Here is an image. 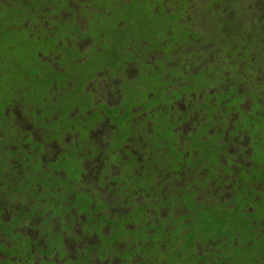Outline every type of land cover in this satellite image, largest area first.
<instances>
[{"label": "trees", "instance_id": "16d2710c", "mask_svg": "<svg viewBox=\"0 0 264 264\" xmlns=\"http://www.w3.org/2000/svg\"><path fill=\"white\" fill-rule=\"evenodd\" d=\"M103 1L105 2L102 3ZM72 2L77 9H71ZM109 2L114 3L112 11L105 8ZM173 3L174 8L168 11V5ZM67 12L73 15L81 14L85 18L88 16L86 19L96 21L100 29L99 33L94 32L96 37H102V25L98 20L101 22V19L103 21L108 17L113 19L112 29L116 30L108 34L111 36L110 33L116 32L112 35L113 44L116 43V46L112 47L106 57L103 55L105 58L96 62V69L101 71V83L102 80H111L110 87L116 85V90H119L123 97L125 88L122 90L118 88L122 81L138 77L142 79L134 88L129 84L125 89L132 95L122 102L126 105L123 120L130 109L135 107L137 111L132 115L137 118L146 115L144 122L148 123L147 128L142 125L135 131L139 126L135 124L130 134L123 132L121 125H117L118 131L113 137L119 147L116 145L117 148L114 149V145L112 147L114 154L106 159L105 163L111 168L110 170H105L107 167L103 168L99 178L102 186L98 185L100 190L93 188L94 183L90 188L87 186L88 183L82 184L83 193L79 200L82 209L72 204L68 209L65 207L62 210L54 206L52 198L56 199L55 195L57 196L59 192L65 193V197H68L70 193L67 192L68 187L77 185L79 175L74 174L75 171H67V166L76 169L81 165L79 152L81 154L91 152L93 156L95 147L86 143L80 150L82 142L73 143V146L68 147L69 151L65 152L67 157L62 155L66 158L65 162L56 159L55 164L49 166L53 172L51 174L47 166L41 162L43 151L37 150L38 146L34 145L31 151L22 149L18 151V145L16 146L13 141L22 142L23 139L20 137L22 138L23 134L11 131L7 127L2 129L0 141L12 139L10 142L6 141L7 146L0 148V184L3 196L1 202L6 214L14 210L15 201L33 202L34 197L40 202L51 200L50 205L61 212V218L58 214L52 215L59 222L62 218L65 220L72 212L85 214L84 208L87 210L92 208L90 212L87 211L86 216L83 215L91 226L86 235L95 234L100 245L86 246L89 251L94 252L98 251L97 248L101 251L106 249L107 245H109L107 250L111 251L115 244L119 245L120 250L116 249L119 254H114L115 260L119 261L116 264H128L130 260L137 264H264V175L257 179L252 177L249 181L251 183L261 181L263 190L257 192L258 196L249 193L245 197V193L239 190L236 192L238 197L234 199L236 194L227 200L220 197H205L207 202L203 206L198 205L200 200L192 191H188L189 188L178 189L174 199L188 224L167 230L168 233L165 232L167 234L163 239L160 234L162 229L152 226L151 221L141 228L132 230L128 226L126 228L127 222L134 224L138 217L133 216L132 219L130 216L124 217V213L118 212L119 208H114L117 204L123 205L124 199H127L132 191L136 194L138 191L139 195L140 190L148 194L157 192V182L161 179L158 170L173 169L180 158L187 163L182 165L190 164L198 170L195 175L205 172L204 177L201 176L202 181L199 179L195 185L200 193L205 190V185L210 183L218 185L221 183V177H229L228 165L231 155L226 152L228 149L225 144L218 145V148L215 147L210 153L203 147L197 156L193 153L195 148L188 147V142L192 143L193 138L182 136L180 138L182 152L176 150L180 135L178 130L176 132L178 135H174L173 129L176 124L171 122V117L175 114L171 106L174 96L182 101L193 98L196 104L193 103L192 108L197 111V118L201 117V114L207 115L204 118L213 115L212 112L221 102H224L226 112H239L238 107L247 100L253 111L257 112L251 117L256 121L253 122L255 126L252 129H247L248 126L245 124L248 122H245V118L242 130L248 134L250 144L259 146L264 152V0H151L149 3L132 0L129 4L119 0H0V86L11 73L14 75L16 70L22 68L28 61L29 53L33 54L31 57H38L42 63L41 57L48 55L46 53L48 39L52 48L59 47L58 53L55 50L53 54L60 56L62 47L67 45L65 41L71 45L69 49L65 48L70 54L73 53L70 50H75L74 43L92 36V33L85 34L76 40L74 26L72 27L74 23L67 25L66 22L69 20L66 17ZM151 29H155L152 34ZM128 46L139 49L144 58L141 63L130 56L117 57L119 50H127ZM110 58H113L112 63H109ZM78 65L76 64L74 70L69 68L70 71L77 72ZM193 69L196 71L191 73ZM68 74L67 71H50L48 68L46 79L31 77L30 85L33 90L28 89L25 95H20L22 101L27 104L25 107L31 106L30 112L26 109V115L29 113L28 117L33 123L37 121L34 118L40 119L39 128L44 130L45 135L53 134L55 127L56 132L60 136L63 135L67 129L61 119L66 116L68 110H71V106L86 103L87 109L91 102L89 97L82 94V84L86 81L84 74L80 73L77 76L71 88L66 87L63 82ZM174 86L177 91H172L171 88ZM11 88L13 87L10 84L6 85L7 94L12 91ZM54 88L61 94L60 101L66 102L68 99L66 102L69 103L68 107L61 108L58 101L50 106L49 100ZM211 89L214 91L209 95ZM170 91L167 96L165 93ZM136 92L142 94L144 98H140ZM205 97L215 98L214 103L208 104L207 100L203 103L198 102ZM101 100L94 107L99 112L104 111L107 116H113L112 110L111 113H106ZM5 106L6 104L4 108ZM190 112L189 110L186 116ZM47 121L48 124H44ZM219 122L220 120L214 123L201 121L200 124H205L198 129L195 137L197 138L199 133L201 138L210 137L205 134L206 126ZM67 125L71 128L73 123ZM233 134L235 133L231 132V135ZM72 135L79 137L76 131H72ZM130 135L140 139L139 143L134 141L138 143L135 146L137 152L135 154L129 153L133 149L132 143L124 144ZM49 140L51 139L48 136ZM55 143L59 141L53 139V144ZM126 157L128 159H124ZM108 159L110 160L107 162ZM192 159L195 161H191ZM221 159L228 160V165H222ZM212 160L213 163H210ZM253 161L255 171L264 168V156L262 160L259 158ZM35 163L39 165L38 168ZM38 175L40 176L36 178ZM239 180L241 185H244L249 179L240 176ZM106 185H109L106 194L112 195L115 201L113 207H110L111 200L104 197L105 193L100 192ZM144 199L145 197L142 200ZM219 202L232 204L234 208L225 210V205ZM248 208L253 212H246ZM110 209L114 210L105 213ZM5 210L0 209L2 215L0 238L7 232L8 227L15 229L18 226V219L4 221ZM71 218L77 220L70 217L69 223ZM19 245L25 249L33 244L27 239L20 240L12 235L9 241L5 238L4 243L0 242V250L10 256ZM16 261L10 264H19Z\"/></svg>", "mask_w": 264, "mask_h": 264}, {"label": "flooded vegetation", "instance_id": "af4514ba", "mask_svg": "<svg viewBox=\"0 0 264 264\" xmlns=\"http://www.w3.org/2000/svg\"><path fill=\"white\" fill-rule=\"evenodd\" d=\"M78 15H73L71 14L70 17H72V22H70L71 24L74 23V25H72V27L74 26V30H75V34L78 40L79 36H85V34H90L92 32V36L89 37H85L81 40H79V42H76L78 45L82 42V41H90L89 46L87 47V49L82 53L81 50H78V47L76 46V43H74V47L75 50H70V53H67V50L69 49V47L71 45L68 44V41H65V43H67V45H65L64 47H62L63 51L59 52L60 56L64 57V55L66 57L64 58H60L57 60H53L51 61H46L47 64H50V68L49 70H55V71H59V72H65L67 71L69 74H71V76L68 74V77L64 78V84L66 87H72L74 86V81L77 78V76L82 73L85 76V83L82 84V94H84L86 97H89V100H91L89 106L87 105V109H86V103H84L83 105H77L74 104L71 106V110H68V113L65 116V119L67 120L68 124H70V122L73 123V126L71 127V132L72 131H76L79 134V137L76 135H72L70 136L69 131L65 130L61 135V140L59 141V143H55L53 144V139L48 141V136L44 134V130L39 127H37L35 125V123H33L32 121H30V117H28L29 113H27L26 115V109L29 110V112L31 111L30 107L26 108L25 106H27V104L24 103L22 105H20V101H22L23 98L20 97V92H17L14 90V88H11V90L17 95V98H19V100L16 102L12 99H9L5 109L3 111H0V129H5L6 127L9 128V130H13L16 131L15 132H20L23 134V137L20 139H26V138H30V141L25 142L22 141L20 142L21 144L18 146L19 149H22L24 151L26 150H32V147L38 146L37 150L39 151H43V156L41 158V162L43 163V165L46 166H52L53 164H55V160L58 159L59 161L65 162L66 158H64L62 155L58 156L59 153L63 152V154L69 151L68 147L69 146H73V143L75 142H82V144L80 145V150L82 149V146L85 145L86 143L91 144L92 146H94L95 148V153H93V156H91V152L88 154H81V152H79V160L81 161V165L79 166L81 168V171L79 170L80 168L78 167V169H74V168H69L67 166V171H75L77 172L79 175H77V185L75 187H77L73 192L69 193L68 197H63V201L61 202V204H57L56 206L59 207L61 210L63 208H65L68 204L72 205V203L74 202L75 198H77L78 196L80 197L83 193L81 190V186L87 184V186L90 188V186L94 183L93 188L100 190V188L98 187V185H100V183L102 181L99 180V178L101 177V173L103 171V168L107 167L105 170L111 168L110 165L106 164V159L109 156H112L114 154L112 147L114 149L117 148L116 145L117 141L114 140L113 134H115L116 131H118L117 129V125H121L125 122H128L130 124L129 126V132L128 131H124L126 133H130L133 130V125L137 124V121H139L141 118H131L129 119V117L135 112L137 111V108L133 107V109L131 108L128 115H126V119H124L125 116V112H126V105L123 104V100L126 99L125 97H123L120 93L119 90H116V85H112L110 87V85L112 84V81L110 80H102V83L100 81V77H101V71L96 69V62H99L98 60L105 58L108 53L111 51L112 49V44H113V34L116 32H112L110 33L111 36L108 34L109 32L116 30V29H111L110 31L104 30L102 29V37H96L94 32L99 33L100 29L98 28L97 22L94 21L92 22L90 18L86 19L84 15H82V18H85L83 21H80V24H78ZM69 23V24H70ZM98 23L100 24V21L98 20ZM70 24V25H71ZM68 25V24H67ZM94 33V34H93ZM52 44L54 45V42H52ZM61 44H59L60 46ZM68 47L67 50H65V48ZM47 48V54H52L53 56H57L54 55L53 53L55 52V50H57L56 52L58 53V49L52 48L51 44L49 42L48 39V44L46 45ZM77 51V52H76ZM105 55V57L103 56ZM75 56V58H74ZM42 57H45L42 56ZM41 57V58H42ZM63 59V60H62ZM82 59H84V61H81ZM42 60V59H41ZM61 61H62V66H61ZM44 62V61H43ZM64 63H67V65H64ZM78 62V63H76ZM76 64L78 65V69L77 72H71L70 69L72 68L73 70L75 69ZM70 68V69H69ZM70 77V78H69ZM96 85V86H94ZM110 87V88H109ZM100 88L105 89V91L107 92V96H106V100L102 99L101 94L103 92H100ZM104 94V93H103ZM61 94H59V91L57 89L54 88L53 93L51 94V98L49 100V102L51 103L50 106L54 103H56L57 101L60 103L61 108L62 107H68L69 103H66L68 101V99H66V102H62L60 101ZM102 99V100H101ZM101 102H103V105H105L106 108V113H111L112 110V115L113 116H107L105 114L104 111L99 112L97 111V109L94 107L96 106V104H99ZM194 99L191 98L189 101H182L178 98H174L172 99V107L174 108L175 114L172 115V120L171 122L176 126L173 129L174 135H178L176 132L177 130L179 131V135L178 139L179 143L178 146L176 148L177 151L182 152V148L181 143H180V138L182 136L186 137V136H190V139H192V143L188 142V147H194L195 149H193V153L194 155L199 156V150L202 149L203 147L205 148V151L209 153L218 145H224L226 149H228V144H229V139L230 138H240L237 136L241 135L244 131L243 129V125L242 123H244V120L246 118L245 122H248V124L245 126H248L247 129H252L255 125L253 122H255L256 120H253L251 117L252 114H256V111H253L252 106L249 104V102L246 100L244 102V104H240V106L238 107L239 112H231V114L233 115L232 117H234L233 121V129L230 131L227 130H223V129H216L215 127H212V124L209 126H206V130H205V134L207 136L210 137H200V133L199 136L196 138L195 136H197V131L198 129H200L205 123H203L202 125H195L194 119L197 118L196 117V112L194 111V109L192 108V104L194 103L193 101ZM180 102H184L187 103L183 106V108H179V103ZM190 102V103H189ZM224 103V102H223ZM223 103H221L218 107H223L225 109V105H223ZM196 104V103H194ZM247 104L248 109L244 110L243 106ZM24 106V107H23ZM16 107H19L23 113H22V117L25 118V120L28 121V124L31 125L30 129H27V125L26 128L27 131H24L25 129L22 128L21 124L16 122L15 120V113L17 109ZM186 109V110H185ZM216 109V108H215ZM231 109V107H230ZM6 110V111H5ZM189 110L191 111L187 116L186 113L189 112ZM233 110V108H232ZM234 111V110H233ZM194 113V115H193ZM93 114V117H91V115ZM212 114H214V112H212ZM118 118H115L117 117ZM210 116V115H209ZM227 117V116H226ZM185 118V119H184ZM190 121V126H187V128H184L188 122ZM211 120V116L209 117V121ZM216 120L212 121L213 123ZM222 120H220L219 123H221ZM13 124L15 125L16 129L13 128ZM44 124H48V121ZM145 124V125H144ZM147 122L142 123V125L144 126V128H147ZM218 124V123H217ZM20 127H18V126ZM78 125L81 128H78ZM39 132H38V131ZM211 130V132H209ZM236 130V131H235ZM46 131V130H45ZM231 132L235 133L233 135H231ZM237 133V134H236ZM78 137V139H77ZM248 137V135H247ZM249 138V137H248ZM75 139V140H74ZM77 139V140H76ZM138 138H133L132 135H130L129 138H127L124 142V144L127 143H132V150L129 152L130 154H135L137 153L135 150V146L139 143ZM134 141H138V143H135ZM121 143V142H120ZM123 145V144H122ZM121 146V145H120ZM128 146V145H127ZM139 147H143V146H139ZM251 147H254L255 149H260L259 146L257 145H251L250 142L248 144V146L246 147L247 149H249L250 151V155L248 156V160L249 163L247 165H243L242 162H238V159H235V157L237 158L238 156H240L238 153L235 152H229L226 151L228 154H230V161H229V165H228V160H222V165H228L229 166V177L232 176L231 180L232 183L230 184L231 186V192H229V194H227V197L225 198L226 200L231 197H233L236 192L239 190L243 191L245 193V197H247L249 195V193H252L256 196H258L257 192L259 193V185L261 186V181L259 183H251L249 181H251V178L254 177V172H255V168L253 167V160L251 159V157L254 155V149L252 150ZM18 149V148H17ZM245 149V148H244ZM38 151V152H39ZM49 154V155H47ZM244 156V153H243ZM241 158V156L239 157ZM124 159H128L127 157ZM196 159V158H195ZM195 159H192L191 161H195ZM110 159L107 160V162ZM221 160H219V162H221ZM183 163L187 164L184 161H182V158L179 159L178 162H176L174 164V168L173 169H168V170H158L159 172V176L161 177V179L157 182L158 187H157V192H154L152 194H148L147 192L140 190L141 193L139 195V192L137 191V194L132 191L131 193H129V197H127V199L125 198L123 201V206L125 207V209H127V212L124 213L125 216H130L131 219L133 218V216L138 217V219L134 222V224L127 222L128 225H126L125 227L127 228V226L132 230L135 228H141V226L143 225H148V223L151 221L152 226H154L155 228H161L162 232L160 233L162 236V239L165 238V235L168 233L167 230H173L175 228H179L181 225H186L188 224L187 219L184 217V213L181 212V210L178 207V204L175 202L174 199V195L176 197V192L178 189H184V188H189L188 191H192V194L195 195V197L200 200L198 201V205L199 206H203L205 202H207V200H205V197H208V193H203V192H199L195 185L196 182L200 179L202 181L203 178H201V175L197 174L195 175V173L198 171L196 169H194L193 167H191V165H182ZM63 165L65 163H62ZM42 165V164H40ZM67 165V164H66ZM65 165V168H66ZM105 165V166H104ZM237 166L243 167L245 168L244 171V178L249 179L248 181H246L244 183V185H241V181L240 179V175L238 174L237 171ZM54 167V166H53ZM41 168V166H40ZM122 168V167H120ZM185 168V170L183 171V169ZM199 168V166H198ZM197 168V169H198ZM141 169V168H140ZM49 173H53L51 172L52 170L49 169ZM200 170V169H199ZM79 171V172H78ZM183 171V172H182ZM205 173V172H204ZM233 174V175H232ZM236 174V175H234ZM40 175L36 176V178H38ZM88 177L90 179H88ZM185 177V178H184ZM224 177H228V176H224ZM35 178V179H36ZM255 178V177H254ZM224 178L221 177V183L224 182L223 180ZM37 180V179H36ZM164 180V182H163ZM226 180V179H225ZM226 184H228V182H225ZM83 184V185H82ZM211 185H214L213 183H210ZM224 184V183H223ZM208 185V184H207ZM107 186V185H106ZM103 187V189H101L103 192V190L105 189V187ZM195 187V188H194ZM262 187V186H261ZM94 189V190H95ZM108 189H106L107 191ZM143 191V194H142ZM96 193H99L95 190ZM198 193H200V196H198ZM75 196V197H74ZM133 196V198H131ZM22 197V195H21ZM73 197V198H72ZM145 197L144 200H142ZM3 199L2 193H1V184H0V205H3L1 200ZM141 199V200H140ZM222 199V198H221ZM47 200V199H46ZM45 200V201H46ZM49 200V199H48ZM52 200L54 201V199L52 198ZM225 200V201H226ZM18 203V201H15ZM174 203V208L171 209V203ZM128 203H132V205H128ZM225 205V210L228 209H232L234 208L232 204L227 205L225 202H219ZM230 203V202H229ZM15 204V203H14ZM13 204V207H14ZM214 204H216L214 202ZM69 205V206H70ZM120 205V207H123ZM153 206H156L158 208H153ZM93 207V206H91ZM143 207V208H142ZM25 206L21 205L20 209H19V213L21 214V216L23 214H27V212L25 211ZM26 208H28L26 206ZM0 209L3 210V207L0 206ZM92 210L89 209L88 212H90ZM43 211V210H41ZM73 210H71L72 212ZM246 212H253L252 209L248 208L247 210H245ZM119 212V211H118ZM123 213V212H121ZM134 213V215H133ZM17 213V215H20ZM137 214V215H136ZM86 216V214H83ZM1 212H0V218H1ZM43 217L45 215H42ZM12 218H16V217H12ZM12 218H8L9 220H13ZM39 218V216L37 217ZM2 219V218H1ZM3 219H5V217H3ZM16 219H18V226H22V227H26L28 226V222L22 223L23 221H20V217H17ZM7 220V219H6ZM4 220V221H6ZM8 220V221H9ZM148 222V223H147ZM263 222V220H262ZM21 223V224H20ZM27 224V225H25ZM150 225V224H149ZM17 226V228L15 229H11L8 227V230L6 233L2 234V238H0V242L4 243L5 238H7V240L9 241L10 236L13 235L14 230L18 229L19 227ZM27 228V227H26ZM36 232V230L34 231ZM103 232V230H102ZM101 232V233H102ZM165 232H167L165 234ZM8 233V235H7ZM37 233V232H36ZM87 233H85L84 237L86 239V237H88L86 235ZM81 231L79 229V226L77 225V229L74 233L71 232V236L65 238L64 242L60 245L57 246L59 251H55V249L53 248L52 251L49 252V255L43 256V255H39L36 252V246L38 245V247L42 250H44L46 247L43 244V241L40 240L39 236L37 237V240L35 239H31L28 237H24L21 236L20 240L22 239H27L29 240V242L31 244H33L32 246L29 247H25L21 248L20 245L17 248L16 251H14V253L6 255L4 251L0 250V264H3L4 262H6V264H10L11 262H19V264H107V260L111 261V259H116V257L111 253V251H108V246L106 249H102V251L98 249V251L94 250V252L89 251L88 247L86 246L87 244L83 241V239L81 238ZM80 236V237H79ZM71 239L74 242L75 248L73 249H69L67 246L66 241H71ZM36 243V245H35ZM81 243V245L79 244ZM23 244V243H22ZM84 244V245H83ZM30 245V244H29ZM100 244H98V240L96 238V244H92V247H96ZM9 246H12L11 244H9ZM9 246H7L8 248H10ZM64 246L66 253L63 254V256H61V253L63 252V250L61 249V247ZM119 245H114L113 250L116 251V249ZM83 247H87L85 248V250H82ZM105 248V247H104ZM7 249V248H6ZM5 249V251H6ZM78 252V255L76 256L75 254ZM99 252V253H98ZM56 255L58 257L56 262L51 261V258ZM100 255H105V258L103 260H100ZM128 264H137V262H134L133 260L128 261Z\"/></svg>", "mask_w": 264, "mask_h": 264}, {"label": "rangeland", "instance_id": "374dc122", "mask_svg": "<svg viewBox=\"0 0 264 264\" xmlns=\"http://www.w3.org/2000/svg\"><path fill=\"white\" fill-rule=\"evenodd\" d=\"M130 1H132V0H119V2H124V3H128V4H129ZM143 1L145 3H149L151 0H143ZM104 2L105 1H103L102 3H104ZM113 4L114 3H112V2L106 3L105 8L108 11H112L113 8H114ZM70 6H71V9H77V6L74 4V2H72V4ZM174 6H175V3H173L172 5H168V7H167L168 11L173 9ZM70 15H71V13L67 12V16L66 17L69 19V20L66 21L67 24L72 22L71 21L72 17H70ZM81 16H82L81 14L77 16L78 24H80V21L84 20V18H82ZM112 22H113V19L111 17L104 18L103 21L101 19V22H100V24L102 25L101 28L104 29V30L110 31L112 29V26H113ZM154 30L155 29H151L150 30V34H152L154 32ZM89 42L90 41H82L79 45L76 43V46L78 47V50L79 51L81 50V52L83 53L87 49V47L89 46V44H90ZM115 44H112V47H115L116 46ZM128 48L129 49H127V50H119V55L117 57L130 56L131 59H134V60H136L139 63H141V61L144 60V58L141 55V53H140L138 48H136L135 46L132 47V48H131V46H128ZM140 48H141V46H140ZM25 56L22 57V60L25 58ZM28 56H29L28 57V61H26L25 64L22 65V68L19 67L20 69L16 70L14 75H13V73H11L7 78L4 79L3 84L0 86V111H3L5 109L4 105L7 104L9 99H12V100H14L16 102L19 100V98H17V95L13 91H11L9 94H7V92L5 91L7 84L8 85L10 84L14 88L15 91L20 92V95H25L26 92H28V89H29V91L33 90L31 85H30V78L31 77L34 76V77H36L39 80H42L43 78L46 79V77H47L46 71H47L48 68H50V64L49 63L48 64L45 63L46 61H51L52 62L53 60H57V59L66 57L65 55H64V57H62V56H53L52 54H49V55L41 58L42 61H44V62L41 63L40 59H38V57H36V56L31 57V56H33L32 53H29ZM74 58H75V56H74ZM112 60H113V58H110L109 63H112ZM82 61H84V59H82L79 62H82ZM76 63H78V62H76ZM63 64H64V62H63ZM132 71L133 72L135 71V67L134 66L132 67ZM195 71H196V69H193L191 73H194ZM133 74L134 73H130V75H133ZM128 76H129V73H128ZM139 81H142V79L139 78V77L135 78V79H127L125 81H122V83L119 84L118 88L121 89V90L123 88L126 89L127 85H129V84H131L133 86V88H134V85L137 84ZM179 85H181V80H179ZM125 89H124L123 94H124L125 98H128V97H130L131 93L130 92L127 93V91ZM171 89H173L172 91H177L176 86L172 87ZM99 90H100V92L104 93V94L103 93L101 94L102 99L106 100L107 99L106 98L107 92L105 91V89L100 88ZM213 91H214L213 89L209 90V95L212 94ZM169 93H171V91L168 92V93H165V94L167 95ZM135 94L139 95L140 98L143 97V95L140 94L139 92H136ZM204 100H207L208 104H212V103H214L215 98L209 99V97H205L204 99H202V100H200L198 102L199 103H203ZM23 103H24V101H20L19 104L22 105ZM221 103H223V102H221ZM185 104H187V103L180 102L179 103V108H183V106ZM1 106H3V107H1ZM16 108H17V109H15L16 112H14V113H15V120H16L17 124L20 123L22 128H24V129L26 128V125H27V129H30L31 125L28 124V121L25 120V118H23L21 116L23 111L19 107H16ZM243 109L244 110L248 109L247 104H245L243 106ZM39 110L43 113L42 109L39 108ZM213 112H214V114L211 115V120L212 121H214V120H216V121L217 120H222V121H221V123H218V124H212L211 128L215 127L217 129H223V130H227V131H230V130L233 129L234 125H233V121L232 120L234 119V117H232L233 115L231 113L226 112L223 107H217ZM199 113H201V112H199ZM193 115H194V113H193ZM200 116L202 118L198 117V118L194 119V122H195L196 126H198L201 123V121H203V122L204 121H206V122L209 121V117L210 116L207 117V118H204L207 115L201 114ZM134 117H135L134 115H131L129 117V119L134 118ZM145 118H146V115H144L142 119L137 121V125H139V126H137L135 128V131H137L140 128V126H142V123L144 122ZM34 120H37L35 125L37 127H40V124H41L40 123V119L34 118ZM61 120L64 121L66 129L69 131L70 136H72L71 128L67 125L68 122L65 119V117H63V119H61ZM129 126H130V124L128 122H125V123L121 124L123 132L124 131H128L129 130ZM184 126H185L184 128H187V126H190V121ZM18 127H20V126H18ZM52 127H53V125H52ZM13 128L16 129L14 124H13ZM78 128H81V127L78 125ZM27 129H25L24 131H27ZM56 130H57V128L55 127V130H54L55 132L53 134L49 133V138L56 139L57 141H60L61 140V136L56 132ZM209 132H211V130ZM2 135H3V130L0 129V137ZM247 135L248 134L243 132L240 136L239 135L237 136V138L240 137L238 139L230 138L229 139V144H228V146H229L228 147V151L230 153L231 152L238 153L241 156V158H239L240 156H238L237 158L235 157V159H238L237 160L238 162H242V164L244 166L249 163L248 156L250 155L249 149L246 148L248 146V144H249V140H248ZM9 140L12 141V139H4V140L0 141V148L4 147L5 145L7 146L6 141H9ZM23 141L28 142V141H30V138H26ZM13 143L16 146L17 145L19 146L21 144L19 141H13ZM88 145H90V144H88ZM90 149L93 150L92 147H90ZM251 149L252 150L254 149V155L251 157V159L254 160V159L261 158V160H262V157L264 156L263 150L255 149L254 147H251ZM18 151H21V149H19ZM243 153H244V156H243ZM47 155H49V154H47ZM61 155H63V153H59L58 154V156H61ZM64 155H65V157H67V154L64 153ZM210 163H213V160ZM35 165H36V168L39 167V165L37 163H35ZM218 166L219 165H217L216 168H218ZM78 167L76 169H78ZM210 167L215 168L212 165H210ZM47 168L49 169V166H47ZM19 169H21V168H19ZM79 170L81 171V168ZM237 171H238V174L240 176H243L245 168L237 166ZM203 173L204 172H201V173H199V175L204 177ZM74 174L77 175V172H74ZM254 175H255L254 176L255 179H257L261 175H264V168H262L261 171H255ZM243 177H245V176H243ZM230 179L231 178H229V177H224V179H223L224 182L218 183V185H216V184H214V185H211V184L205 185V190L203 191V193L204 192L208 193V196H210L211 198H213V197H215V198H217V197L226 198L228 192H231V186H230L231 183L226 184L225 182L232 181ZM100 185L102 186V182L100 183ZM108 187H109V185H107L105 187V189L103 190V192L105 193L104 197L111 200L110 207H113L115 205V201H113V196L106 194V189H108ZM76 188L77 187H75L74 185L73 186L70 185L68 187V191L67 192L71 193ZM258 188H259V190H263L260 185H259ZM237 195L238 194H236L233 197V199L235 197L237 198L238 197ZM27 197H28V194H27ZM49 197H52V196L49 195ZM63 197H65V193H63V192H59L57 194V196L55 195L56 199H54V201H53L54 202V206H56L57 204H61V202L63 201V199H62ZM80 198L81 197H79V196L77 198H75V200H74V202L72 204H74L75 206H77L80 209H82L83 206H82V204L79 201ZM83 198L84 199H88L87 197H83ZM49 202H51V200L50 201L46 200V201L40 202V200H38L36 197L33 198V202H31V201H26L25 202L24 200H21L18 203L15 202L14 207H13L14 210L12 212H10L9 214L8 213L6 214V210L4 209L3 205H0V206L3 207V211L5 210V216L4 217H5V220L7 219L6 221H8L9 220L8 218L15 217V215H16V213H18L21 205H27L28 208H26V206L24 208L25 211L27 212V214H23L22 216L21 215H17L16 218L20 217V219H21L20 221H23L22 223L28 222L29 224H28V226H26L27 228L26 227H22V226L19 225V228L14 230V232H16V234H13V235L15 237H17V238H20L21 236H24V237H28V238L35 239V240H37V237L39 236L40 240L43 241V244L46 247L44 250H42V249H40L38 247V245L36 246L35 250H36L37 254H39V255H43V256L47 257L49 255V252L52 251L53 248L55 249V251H59L57 246H60L64 242L65 238H67V237L72 238L71 232L74 233L76 231L77 225L79 226V229L81 231V235L80 236L83 239V241L86 244H96V235L95 234H92V235L86 237V239L84 237L85 233H88L90 231L91 226L88 224V222H86V218L83 216V214H78L75 211V212H72L70 215L66 216L65 220H64V218H62V220L60 219V222H59V221H57L56 218H54L55 216H52V215L58 214L59 217L61 218V212H59L58 210L54 209L50 205ZM69 205L70 204H68L66 206V209L69 208ZM120 205L121 204H117L114 208H119L118 209L119 212L126 213L127 209H125V207L123 205H121L123 207H120ZM174 206L175 205L172 202L171 203V209H173ZM153 208H158V207L153 206ZM41 210H43V211H41ZM54 210H56V212ZM113 210L112 209H110L109 211L106 210L105 213H109V212H111ZM87 211L88 210L86 208H84V213L85 214L87 213ZM40 215H46V216L43 217V216H40ZM38 216H39V218H37ZM70 217H75V218H77L78 221L75 220L74 218H71V222L69 223ZM79 220H81V221H79ZM61 221H63V222H61ZM25 225H27V224H25ZM35 230H36L37 233L34 232ZM66 243H67V246H68V248L70 250L75 248V245H74V242H73L72 239H71V241H66ZM79 244L81 245V243H79ZM35 245H36V243H35ZM85 248L86 247H83L82 250H85ZM61 249L63 250V252L61 253V256H63V254L66 253V250H65L64 246H62ZM118 250H120V249H118ZM110 254L114 255V254H119V253L116 252L115 250H112ZM75 255L77 256L78 252ZM104 258H105V255H100V260H103ZM57 259H58V257L56 255H54L51 258V261L56 262ZM68 263H65V264H68ZM116 263H119V261L115 260L113 258L111 259V261L107 260V264H116ZM37 264H39V263H37ZM50 264H53V263L50 262Z\"/></svg>", "mask_w": 264, "mask_h": 264}]
</instances>
